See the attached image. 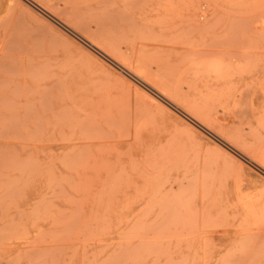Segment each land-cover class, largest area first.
Here are the masks:
<instances>
[{
  "label": "rangeland",
  "instance_id": "374dc122",
  "mask_svg": "<svg viewBox=\"0 0 264 264\" xmlns=\"http://www.w3.org/2000/svg\"><path fill=\"white\" fill-rule=\"evenodd\" d=\"M75 1L216 135L0 0V264H264V0Z\"/></svg>",
  "mask_w": 264,
  "mask_h": 264
},
{
  "label": "bare ground",
  "instance_id": "6f19581e",
  "mask_svg": "<svg viewBox=\"0 0 264 264\" xmlns=\"http://www.w3.org/2000/svg\"><path fill=\"white\" fill-rule=\"evenodd\" d=\"M27 1H29L31 4H33L35 7H37L40 11H42L43 13H45L46 15H48L49 17H51L54 21H56L62 27H64L65 29L69 30V32L73 33L74 35L77 34L78 35V36L76 35L77 37H79L82 41H84L85 43H87L90 47H92L93 49H95L97 52H99L100 54H102L103 56H105L112 63L116 64L121 69H123L124 71L130 73L131 75H134L135 77H137L138 79H140V81L146 83L149 87H151L153 90H155L156 92H158L161 95V97H163L162 99H164L165 102L167 101L172 107H174L177 110H179V112L180 111L181 112L183 111L184 114L186 113V115H189L188 114L189 112H185L184 111L185 109L181 108L180 106H178L175 103V100L174 99H175L176 95L177 94H180V92L177 90V88L175 86H170V84L168 82L167 83L164 82V85L166 83L168 86H166L163 89L162 88L158 89L157 87H154L153 86V81L151 80V78L149 76H147L146 74H144L143 71H147L148 72V70H149L150 74H152L157 79H161V75L159 74V72L154 71V70L152 71L150 69L147 70V68H146V70H143L141 68V66H139L140 69L143 70L142 71V70L138 69V65L136 66L137 68L135 67L136 69L134 68L133 70H129L128 68H126L124 66L125 62L127 61V59H129L128 57L130 55L128 56V55H125V53H124V56L127 57V59L124 60V56L123 57H120L115 52V48L118 49V46L117 45H119L121 43L120 42L119 44H117L119 41L117 43L114 41V35H115L114 34V30L115 29L113 30V28L110 25L105 24V22L103 21V18L102 19L101 18L98 19L97 17L94 18L95 16H93V18H92V17H89V16H87L85 14L88 11L89 12H91V11L94 12L95 11L94 8L92 10L91 7H88L87 8V12L79 11L77 9L76 5H75L76 4V1L74 2V0H27ZM166 1H167V4L170 5L167 9L168 10L174 9L173 7H175L174 6L175 0H166ZM195 10H197V8H195ZM201 13L202 14L200 16L199 15L198 16L197 15L194 16L195 15V12L194 13H192V12L191 13H186L188 16H191L192 15L191 16L192 17V20L191 21H194L196 23V26H195V24L192 23L191 27L193 29L205 28L206 27V23H205L206 15L204 14L205 12H201ZM119 52H121V50H119ZM122 52H123V50H122ZM233 55H236V54H233ZM137 57H140V56L137 55ZM139 59H141V58H139ZM138 63H140V62H138ZM149 67L151 68V66H149ZM164 80H167V79L164 78L163 80H161L162 81L161 84H163V81ZM194 105H192V106H194ZM187 108H189V107H187ZM187 110H189V109H187ZM196 110H197V108H196ZM189 116L192 117L194 119V121H196V123L199 126L202 127V129L204 128L207 132L212 133V134H215L212 131V129L210 130L198 118H195L193 115H189ZM223 141L228 144L227 145L228 147L232 146L231 143L229 144V142H226L225 140H223ZM247 157L249 158V156H247ZM249 159H251V158H249ZM252 161H254V160H252ZM255 163L258 164V162H255Z\"/></svg>",
  "mask_w": 264,
  "mask_h": 264
}]
</instances>
